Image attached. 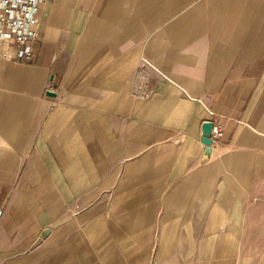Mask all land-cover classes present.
<instances>
[{"label":"crops","instance_id":"1","mask_svg":"<svg viewBox=\"0 0 264 264\" xmlns=\"http://www.w3.org/2000/svg\"><path fill=\"white\" fill-rule=\"evenodd\" d=\"M38 15L32 57L0 56V264H264V0Z\"/></svg>","mask_w":264,"mask_h":264},{"label":"built area","instance_id":"2","mask_svg":"<svg viewBox=\"0 0 264 264\" xmlns=\"http://www.w3.org/2000/svg\"><path fill=\"white\" fill-rule=\"evenodd\" d=\"M44 0H0V56L14 61H28L33 54L32 43L38 37L39 7ZM140 65L156 73L160 78L170 81L147 58H140ZM133 95L138 99H145L151 94V88L147 83L133 86ZM205 107L208 115H212L208 107ZM224 134L219 124H212L211 145L219 144ZM2 211L0 210V215Z\"/></svg>","mask_w":264,"mask_h":264},{"label":"water","instance_id":"3","mask_svg":"<svg viewBox=\"0 0 264 264\" xmlns=\"http://www.w3.org/2000/svg\"><path fill=\"white\" fill-rule=\"evenodd\" d=\"M212 124V121H204L201 125V142L207 148V152L209 151L211 145L210 134Z\"/></svg>","mask_w":264,"mask_h":264}]
</instances>
